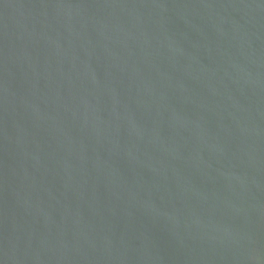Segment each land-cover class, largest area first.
I'll return each instance as SVG.
<instances>
[{
	"label": "water",
	"instance_id": "water-1",
	"mask_svg": "<svg viewBox=\"0 0 264 264\" xmlns=\"http://www.w3.org/2000/svg\"><path fill=\"white\" fill-rule=\"evenodd\" d=\"M0 264H264V0H0Z\"/></svg>",
	"mask_w": 264,
	"mask_h": 264
}]
</instances>
